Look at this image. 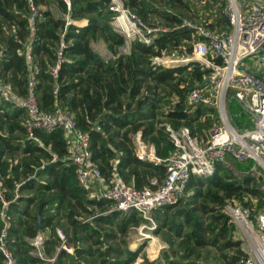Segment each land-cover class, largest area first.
Returning a JSON list of instances; mask_svg holds the SVG:
<instances>
[{"label": "trees", "instance_id": "obj_1", "mask_svg": "<svg viewBox=\"0 0 264 264\" xmlns=\"http://www.w3.org/2000/svg\"><path fill=\"white\" fill-rule=\"evenodd\" d=\"M31 1L38 7L32 31L29 0H0V44L5 42L4 46L0 45V82L8 83L11 93L24 97L31 78L41 110L50 111L59 104L66 105L73 111L79 127L89 136L91 158L105 177L109 178L116 173L122 180L137 188L149 185L152 177L161 180L165 175V165L139 159L134 153L130 133L140 130L145 141L156 144L157 155L160 157L168 156L173 150L165 129L155 130V106L151 101L155 97L157 86L146 83V79L157 85L175 81L170 85L177 99L163 114L172 127L189 126L191 121L200 119L206 113H211L216 119L215 108L198 105L189 109L184 102L191 88L211 76V68L196 60L169 67L152 64L154 56L172 53L180 55L183 52L191 56L194 43L202 37H198L193 28L181 26L183 18L176 12L160 10L150 0H122L129 10L143 14L144 18L146 13L158 14L170 26L166 32L154 36L150 44L135 39L131 41L129 53L106 60L92 49L90 39L98 34L113 54L124 45L123 34L110 25L115 15L109 9L111 0H70L69 10L63 0ZM171 1L175 7L189 12L195 22H201L211 30H228V20L222 11L225 0H204L199 4L189 0ZM49 7H54L58 14ZM65 15L72 20L67 26ZM80 20H86V24H75V21ZM61 39L65 43L63 55L66 60L60 65L54 78L49 66L56 59ZM207 57L222 65V60L211 53ZM29 65L32 67L29 68ZM208 83L209 80L205 82ZM143 87L148 94L141 95ZM229 113L238 127L251 126V116L234 100L229 104ZM19 115L23 118L19 119ZM26 117L25 109L16 105L14 100H0V183L9 200L5 207L0 201V231L5 224V240L16 264H46L32 254L35 247L24 239H33L38 234L35 215L39 207L43 217L42 229H49L50 232L48 236L44 235L43 240L46 254L54 253L60 243L55 230L56 225H61L57 220L59 212L71 231V240L66 242L73 246V253L60 249L53 264H85L83 257L91 255L99 258V264H203L198 256L200 250L207 246L216 248L220 254L218 258L211 259L213 264H241L240 259L245 253L239 240L230 239L234 224L223 213L222 205L225 201L216 194L210 198L216 206L204 203L200 206V202L198 203L200 211L203 209L210 213L207 222L200 219L196 214L198 208L193 206H179L171 212L169 231L176 239L175 244L162 248L154 260L140 255L141 246L120 251L104 244L103 236L113 239L116 234L99 225L117 224L123 233L126 221H139L135 217L136 211L122 212L113 207L106 214L96 212L95 209L102 210L112 202L99 196H90L79 184L70 161L60 160L68 153L62 130L37 129L34 138L28 137ZM14 129L21 133L19 137L13 135ZM39 142L45 147L49 146L51 152H44ZM18 149L25 156L14 162L15 151ZM37 151L48 159L44 160L45 166L40 170L35 169L42 166L39 156L35 154ZM53 154L56 156L54 160ZM232 162L240 171L246 170L250 163ZM42 173L46 175L44 183L39 182ZM19 180L23 183L16 187L15 182ZM205 182L211 188L221 191L233 203L249 206L254 211L264 208V175L257 178L248 175L236 178L223 163H217L216 170L207 178L192 175L186 191L192 189V198H208L196 190V187ZM17 192L20 195L13 199ZM252 199H256V202L253 203ZM190 202L194 203L196 200ZM177 205L156 209V219L165 225V209ZM76 207L79 212H76ZM118 215H121L120 221H116ZM86 217L88 218L85 219ZM83 233L93 239L94 245L105 246H97L93 252L80 247L79 243L82 241L79 237ZM226 250L229 251L225 252ZM89 262L96 264L92 259ZM0 264H3L1 252Z\"/></svg>", "mask_w": 264, "mask_h": 264}, {"label": "built area", "instance_id": "obj_2", "mask_svg": "<svg viewBox=\"0 0 264 264\" xmlns=\"http://www.w3.org/2000/svg\"><path fill=\"white\" fill-rule=\"evenodd\" d=\"M63 1L69 10L70 0ZM189 1L199 4L204 0ZM109 9L115 13L111 20L115 30L120 31L129 40L137 39L150 44L154 36L168 30L147 24L126 8L122 0H111ZM222 11L228 20V30H211L201 22L182 20L181 26L193 28L198 37H202L194 43L191 56L183 52L180 55L172 53L152 58V64L156 65L184 64L196 60L211 68L212 74L207 78L209 83L191 88L184 102L189 109L205 105L216 110L215 122L205 137L194 132L189 126L174 128L170 124L165 125L164 129L173 145V150L166 157L157 155L153 146L142 138L140 130L130 133L134 153L139 159L165 165V175L161 180L152 177L149 185L137 188L122 180L116 173L109 178L105 177L91 158L89 136L79 127L73 111L66 105L59 104L50 111L41 110L31 78L28 80L23 101L20 102L27 115V136L34 138L37 129H61L68 150L66 158L73 165L79 184L92 196L112 202L116 209L122 212L135 210L142 214L143 218H148L147 216L156 209L177 205L186 193L190 177L211 176L217 163H223L225 168L232 172L230 161L250 162L244 175L257 178L256 168L264 170V0H225ZM37 14L38 7L29 0L31 31L34 29ZM71 21L66 15L65 26ZM62 36L63 32L61 38ZM64 45L61 39L56 50V59L49 66L54 78L60 65L66 60L63 55ZM208 53L220 58L222 65L209 59ZM0 100L13 101L8 83L0 82ZM232 100L251 116L250 127H238L234 123L229 113ZM15 186L18 187L19 184L15 183ZM17 196L18 193H15L13 199ZM0 201L4 207L9 203L1 183ZM223 211L245 237L247 250L240 263L264 264V208L254 211L249 206L227 200ZM5 226L4 224L0 231L3 264H16L5 240ZM56 234L60 240L58 251L63 249L72 254V245L66 242L59 229H56ZM43 240L44 236L38 233L31 242L36 247L35 254L41 259L45 258ZM160 250L161 246L155 255H150L152 259L147 258L154 260L159 256ZM56 256L57 253L51 258H46L48 264H53Z\"/></svg>", "mask_w": 264, "mask_h": 264}, {"label": "rangeland", "instance_id": "obj_3", "mask_svg": "<svg viewBox=\"0 0 264 264\" xmlns=\"http://www.w3.org/2000/svg\"><path fill=\"white\" fill-rule=\"evenodd\" d=\"M150 1L153 3L152 5L154 7H158V8H160V10L169 9L172 12H176L177 14H179L183 18V20H187V21L192 22V23L195 22L194 17L191 16L189 12H186L184 9L175 7L171 0H150ZM134 13L136 15H138L141 19H143L149 25L159 26V27L164 28V29L168 28L170 26L158 14L146 13V18H144L145 16L143 17V14H139L135 11H134ZM65 20H66V15H65ZM110 25L115 30L111 21H110ZM217 28H219V27H217ZM116 31H118V30H116ZM118 32H120V31H118ZM124 38H125V43H124V45L120 46L117 49L116 54H113V52L109 51L106 48L107 51L111 55H113L114 57H115V55L129 53L130 48H131V41L133 42V40H129L125 36H124ZM91 39H93V41L103 40L101 38V36H99L98 34L95 35V37L91 38ZM103 42L105 43L104 40H103ZM105 45H106V43H105ZM109 53L107 54V56H109ZM193 59H195V57ZM176 65H180V64L177 63L174 65H164V67L165 66H167V67L176 66ZM161 66H163V65H161ZM174 82L175 81L173 80V81H170V83L157 85L153 81H151L150 79H146V83L151 84L153 86H157L156 87L157 89H155V92H156L154 95L155 97L151 101V103L154 104V106H155V109L153 111L155 114V117H154L155 130H161L162 129V131H164L165 125L169 124L167 122L166 117L163 114L165 112H167L169 108H171L173 101H175L177 99V97L173 93V91L171 89V85H170V84H174ZM180 87L182 88L183 85H180ZM145 93L148 94V91L145 89V87H143V90L141 91V95H144ZM209 114H210V117H209ZM213 122H215L214 115H212L211 113H206L200 119H197L195 121H191L189 127L192 128V130L194 132H196L197 134L201 135L202 137H205L209 128L214 124ZM180 123H182V121H180ZM185 126H188V125H185ZM161 142H160V146H162ZM148 143H150L151 146H153V148L155 149V152L157 153L158 150H157L156 144H154L150 141ZM65 158H66V156H65ZM230 165H231L230 170H232V172L231 171H229V172L234 177L237 178V177H243L244 176L245 170L240 171L234 165V163L232 161H230ZM256 171H257L256 175H258V176L264 175L263 169L257 167ZM196 190H198L201 194L208 196V198L200 197V196L198 198H192V195H191V194H193L192 189H188L186 191L185 195L183 196V198L180 200L179 205H177L171 209H165V211L163 210L166 213L165 225H162L161 221L156 219V213H155L156 210H154L151 213V215L147 216L148 218H143V215L136 211L135 217L138 218L139 221L137 223H134L132 221H126L125 222V232H123V233L120 232L119 226H116L117 224L116 225L115 224L114 225H107V224L99 225L100 227L104 228L105 230H110L116 234V237L113 239H109L106 236H103L104 244H107L108 246H113L120 251H125V249H127V248L136 249L137 247L141 246L140 251H139L140 255H145L146 257L150 258V255L153 256L157 253V249L160 248V246L162 249L168 245L170 246L171 244H175L176 239L172 235V233L169 231V225L172 222L171 221V219H172L171 212L173 210H176L179 206H181V207L184 206L186 208H190L193 206V208H198V210H196V214H198L200 219L203 220L204 222H207V221H209L210 213L207 210H203V209L200 211L199 210V204H200V206L203 203L207 204L208 206H216V204L210 199V198H212L213 194H216V195L222 197L225 202L227 200L231 202V200L229 198H226L223 196V193L221 191H217V190L211 188L207 182H205L201 186H198V188L196 187ZM92 191L95 192V190H92ZM89 195L92 196L90 192H89ZM191 200H192V202L194 200H196V202L191 203L190 202ZM252 200H253L252 201L253 203L256 202V199H252ZM90 207H91V205H90ZM113 207H114V204L112 203L108 207H104L102 210H100V209H95V210L98 213L101 212L103 214H106V213L111 212ZM76 212H79L78 207H76ZM223 213H224V211H223ZM58 217H59L57 219L58 224H61V225L63 224V226L56 225L55 230H56V228H58L59 231H61V233L64 235L65 240L70 241L71 240V231H70V229H68L67 223H65V220H64V218H62V215L60 212L58 213ZM88 217H90V216H88ZM88 217H86L85 219H87ZM149 218H151V220L153 222H151V220H149ZM121 219H122L121 215H118L116 218V221H120ZM178 220H182V218H178ZM155 230H157V231L155 232ZM79 238L82 241L81 243H79V246L82 248H85V249H89L92 252L96 250L97 246H101V247L105 246L104 244L103 245H97V244L94 245L93 241H92L93 239H89L87 237L86 233L81 234ZM230 239L231 240H239L241 249L243 250L244 253L246 252L247 247H246L245 237H244V234L240 230L239 227L234 225L233 234L230 236ZM72 248H73V246H72ZM35 251H36V247H35V250L32 251L33 255H36ZM228 251L229 250H226L225 252H228ZM219 255L220 254L216 248H214L212 246H207V247H204L203 249L200 250L198 260L201 261L203 264H213L211 259L212 258H218ZM110 256H112V253L110 254ZM90 259H92L96 264H99V258L92 256V255H91V257H83L82 260L85 262V264H91L89 262ZM150 259H152V258H150ZM45 262H46V264H48L47 261H45ZM132 264H135V262Z\"/></svg>", "mask_w": 264, "mask_h": 264}, {"label": "crops", "instance_id": "obj_4", "mask_svg": "<svg viewBox=\"0 0 264 264\" xmlns=\"http://www.w3.org/2000/svg\"><path fill=\"white\" fill-rule=\"evenodd\" d=\"M49 9L50 10H52L53 12H55V14L57 15L58 13H57V11H56V9L54 8V7H49ZM75 24H77V25H79V26H82V25H84V24H86V20H80V21H75ZM8 31H11V29H9ZM4 44H5V42H2L0 45L1 46H4ZM90 46L92 47V49L95 51V52H97L101 57H103L104 59H114V56L113 55H111L108 51H107V46L105 45V43L103 42V40H101V41H93V39H91L90 40ZM109 53V56H107V54ZM32 66L31 65H29V68H31ZM11 97H12V99L14 100V103L16 104V105H18V106H20V102H22L23 101V95H18V94H14V93H11ZM23 115V114H22ZM22 115H19L18 116V118L19 119H21V118H23L22 117ZM3 132H5V131H3ZM12 133H13V135H15V136H20L21 135V133L17 130V129H14L13 131H12ZM39 145H41L42 146V148L44 149V152L45 151H47V153H50L51 151H49V146L48 147H45V146H43L42 145V143H40L39 142ZM16 152V155H15V160H14V162H16L17 161V159H20L22 156H25L22 152H21V150L20 149H18V150H16L15 151ZM35 154H37L38 156H39V158H40V161H41V163H42V166L41 167H35V169L37 170H40L43 166H45V165H43L44 164V160H48L47 159V157H46V159L42 156L43 154L42 153H40V152H35ZM66 157L68 156V153L65 155ZM65 156L63 155V157H61L60 158V160L62 161V162H64V161H66L67 160V158H65ZM56 158V156H55V154H53V156H52V160H54ZM21 170V168H19V171ZM45 177H46V175H44L43 173H42V175H41V177H39V182L41 183H44V179H45ZM0 181H2L1 179H0ZM15 183H18L19 185L20 184H22L23 183V181L22 180H19V181H16ZM18 193V195H20V192H17ZM43 218V217H42ZM63 218V217H62ZM56 229H58V228H56ZM38 233L39 234H42V236H48L49 235V229H45V230H41V231H39L38 230ZM25 240H28L29 242H32V239H28V237H25L24 238ZM35 247V246H34ZM44 251V250H43ZM55 253H58V247L55 249V252L54 253H52V254H46V252L44 251L43 252V255L45 256V258L44 259H42V260H45V261H47L46 260V258H51V257H53L54 255H55ZM35 256H37V255H35ZM38 257V256H37ZM41 259V258H40Z\"/></svg>", "mask_w": 264, "mask_h": 264}, {"label": "water", "instance_id": "obj_5", "mask_svg": "<svg viewBox=\"0 0 264 264\" xmlns=\"http://www.w3.org/2000/svg\"><path fill=\"white\" fill-rule=\"evenodd\" d=\"M206 81H208V79H205L202 83H200L199 85H204L205 84V82ZM36 218H37V220H36V224H35V226H36V228L39 230V231H41L42 230V216H41V210H40V207L38 208V211L36 212Z\"/></svg>", "mask_w": 264, "mask_h": 264}]
</instances>
